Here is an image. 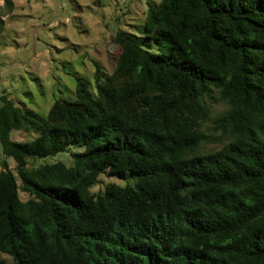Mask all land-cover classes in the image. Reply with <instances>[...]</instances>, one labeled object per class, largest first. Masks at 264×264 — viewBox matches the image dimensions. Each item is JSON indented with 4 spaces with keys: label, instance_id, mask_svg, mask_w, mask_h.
Masks as SVG:
<instances>
[{
    "label": "trees",
    "instance_id": "obj_1",
    "mask_svg": "<svg viewBox=\"0 0 264 264\" xmlns=\"http://www.w3.org/2000/svg\"><path fill=\"white\" fill-rule=\"evenodd\" d=\"M139 33L158 53L117 31L45 117L0 96V264H264V0H160Z\"/></svg>",
    "mask_w": 264,
    "mask_h": 264
},
{
    "label": "rangeland",
    "instance_id": "obj_2",
    "mask_svg": "<svg viewBox=\"0 0 264 264\" xmlns=\"http://www.w3.org/2000/svg\"><path fill=\"white\" fill-rule=\"evenodd\" d=\"M160 0H0V96L13 99L21 110L45 117L55 99L74 98L76 84L94 88L96 66L110 74L115 66L117 31L134 34L147 43L151 53L159 47L140 34L150 5ZM25 108V109H24ZM224 108L214 107V115ZM210 125V124H209ZM13 141L27 142L33 135L16 131ZM220 147L219 143L207 148ZM5 160L0 149V171ZM11 170L12 160H6ZM71 165L69 154L46 163ZM110 183L100 176L91 189L96 195Z\"/></svg>",
    "mask_w": 264,
    "mask_h": 264
}]
</instances>
